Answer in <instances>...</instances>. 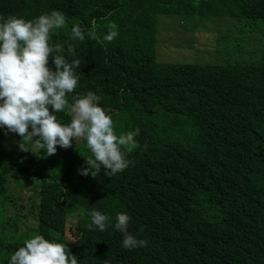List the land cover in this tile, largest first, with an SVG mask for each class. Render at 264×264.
Returning a JSON list of instances; mask_svg holds the SVG:
<instances>
[{"label": "trees", "instance_id": "1", "mask_svg": "<svg viewBox=\"0 0 264 264\" xmlns=\"http://www.w3.org/2000/svg\"><path fill=\"white\" fill-rule=\"evenodd\" d=\"M65 1L0 0V17L31 20L61 11L67 27L53 34L51 42L65 49L74 47V57L64 54L69 60L79 59L89 71L81 93L93 91L101 97V107L113 109L110 116L118 135L137 128L140 132L135 137L137 147L129 155L134 156L135 165L111 177L78 173L88 155L83 139L74 141L71 148H59L56 157H46L44 150L27 145L31 157L14 165L41 181L33 195L31 236L40 234L64 244L77 256L78 264H92V259L112 263L115 254L103 247L106 234L96 227L89 229L90 212L95 209L113 218L107 232L115 230L118 212L127 213L129 231L148 244L162 233L155 211L157 205H165L166 215L188 224L180 232L184 237L176 239L177 251L169 247L162 256L164 264H186L187 248L193 244H199V254L191 264H245L238 240L243 235L250 252L258 255L264 250V167L258 158L264 157V64L260 59L217 60L209 55L219 49L216 42L205 46L207 52L197 59L188 52L183 58L163 60L164 50H178L172 43L179 34L173 32L167 39L171 28L160 29L159 19L178 17L175 27L179 21L229 19L258 30L264 25V0H111L103 3V12L81 19L69 13ZM108 9L114 12L106 21L116 24L125 38L118 39L104 57L97 54L98 42L87 34L83 42L72 40L71 29L105 16ZM96 31L102 36L105 29ZM168 41L172 42L165 44ZM49 64L54 69L51 58ZM73 95L68 94L69 102ZM56 115L62 124L70 123L67 109ZM2 136L0 128V145ZM158 161L173 164V187L156 188L149 183L160 176L156 170H163ZM7 181L20 183L12 177ZM73 208L88 219L85 226L76 227L75 241L67 237L66 218ZM0 247V264H9L20 244ZM250 261L264 264L252 255Z\"/></svg>", "mask_w": 264, "mask_h": 264}, {"label": "clouds", "instance_id": "2", "mask_svg": "<svg viewBox=\"0 0 264 264\" xmlns=\"http://www.w3.org/2000/svg\"><path fill=\"white\" fill-rule=\"evenodd\" d=\"M108 1L111 0H66L65 7L74 18L81 19L103 12L102 5ZM106 11L103 17L82 21L85 28L74 24L71 29L72 40L83 42L87 34V38L98 42L97 54L104 57H107L118 39L125 38V35H120L116 24L106 21L107 16L114 11ZM224 20L238 24L229 19ZM66 27L67 18L59 10H52L31 20L15 15L0 17V128L3 135L0 157H13L0 159V220L5 229L14 235L23 228L31 231L35 227V219L31 215L34 211L33 195L41 187L36 175L25 174L14 165L31 157L32 149L27 145L32 144L44 150L46 157H56L59 148H71L74 141L83 139L88 155L83 156L86 166H82L78 173L84 176L111 177L135 165L134 156L129 155L137 147L135 137L140 129L118 135L110 116L113 109L101 107V97L93 91L81 93L89 71L80 65L79 59L69 60L64 54L67 52L74 57V47L70 45L65 49L61 43L51 42L53 34ZM99 27L105 29L102 36L96 31ZM50 58L54 69L50 67ZM72 93L74 95L69 102L68 94ZM66 109L71 120L70 123L62 124L56 114ZM6 141L12 143L7 144ZM258 158L264 167V157ZM158 164L163 170H156L160 176L149 183L156 188L173 187L170 180L176 178L171 172L173 164L169 161H158ZM9 177L18 179L20 183L15 185L7 181ZM90 218L89 229L96 227L105 233L103 247L113 251L116 256L112 263L92 259V264H164L162 256L169 247L177 251L176 239L184 237L180 232L188 224L181 223L175 216L166 215L165 205H157L155 219L162 233L147 244V241L138 239L129 231L131 217L125 212L116 214L113 223L115 230L112 232H107L112 217L93 209ZM66 219L67 237H77L76 227L85 226L88 220L74 208ZM99 235L91 240L97 239ZM238 240L241 241L239 254L245 264H253L250 255L264 261L263 249L258 255L250 252L247 236L243 235ZM17 244L20 247L11 255L9 264H78L77 256L64 244L48 240L40 234L29 236ZM139 247L143 249H137ZM198 254L199 244L190 245L185 254V263L191 264Z\"/></svg>", "mask_w": 264, "mask_h": 264}, {"label": "rangeland", "instance_id": "3", "mask_svg": "<svg viewBox=\"0 0 264 264\" xmlns=\"http://www.w3.org/2000/svg\"><path fill=\"white\" fill-rule=\"evenodd\" d=\"M160 29L162 27H170L166 38L168 39L173 32L179 34L176 37L172 45H176L178 50H164L160 57L163 60L176 59L184 54L188 53L193 59H197L200 53L207 52L205 46L211 47L210 42L217 43L219 49L216 53H210L209 55L217 60L223 57L230 58L231 61H254L257 59L264 63V25L261 28L254 30L251 25L244 23L242 26L233 24L227 20H216L208 23L192 22L185 23L179 21V27H175L178 24V19L173 17H161L159 19ZM195 24V25H194ZM196 27V29H195ZM173 40V39H172ZM196 42L194 44L193 42ZM172 41H168L165 44H170ZM187 51V52H184ZM7 144L12 141H6ZM36 194V192H34ZM33 235L32 231L22 229L20 233L14 235L10 230H6L5 226L0 220V245L4 243H17L24 241L29 236ZM76 240L77 237H72Z\"/></svg>", "mask_w": 264, "mask_h": 264}]
</instances>
